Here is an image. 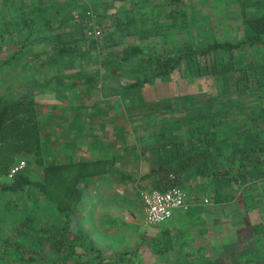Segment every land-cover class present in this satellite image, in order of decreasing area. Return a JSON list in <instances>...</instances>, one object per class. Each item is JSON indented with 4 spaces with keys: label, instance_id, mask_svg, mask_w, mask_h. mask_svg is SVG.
<instances>
[{
    "label": "rangeland",
    "instance_id": "obj_1",
    "mask_svg": "<svg viewBox=\"0 0 264 264\" xmlns=\"http://www.w3.org/2000/svg\"><path fill=\"white\" fill-rule=\"evenodd\" d=\"M72 4L74 10L64 15L61 24L67 31V42L75 44L70 36L77 33L84 36L86 26L96 25L99 29L96 39L109 53L106 64H99L100 56L95 52L73 56L79 66L64 70L63 79L68 82L63 84L61 93L49 89L48 83L43 84L46 77L30 82L34 87L31 94L38 102L39 127L45 141L43 155L47 161L77 159L97 152L114 154L116 165L121 168L119 161L127 150L130 156L138 158V162H132L133 166L140 162L145 166L147 160L151 163L159 155L167 154L170 145L164 143L166 136L171 140H188L199 134L196 127L207 131L213 125L220 142L229 137L224 135L226 138L222 139V132L231 128L259 131V138L264 140V121L255 118L259 105L251 96L254 92L264 96L262 67L256 68V73L248 71V75L256 77L257 91L241 90L242 76L238 71L228 75L223 83L219 75L188 74L184 64L178 65L170 78L154 77L137 93L126 94L120 90L121 86L115 91L117 83L124 86L129 75L124 72L120 79L114 80L113 75L118 76L115 72L120 67L118 62L116 66L110 62L127 43L140 44L144 52H174L182 43L198 46L208 38H241L237 0H75ZM128 15L133 18V26L121 27ZM36 18L32 26L40 27L41 18L38 15ZM5 28V33L0 34V44H5L0 47V94L14 95L25 89L18 73L23 69L25 74H31L35 68L26 66L24 57L40 60L44 56L37 53L30 56L26 52L37 41L30 39L27 28L22 26L20 34L11 25ZM13 36L17 37L15 41ZM20 40L24 41L20 43ZM247 53L250 55V51ZM237 61L244 63L246 59ZM38 85L46 88L39 90ZM85 112L88 115L84 119ZM67 128L83 130L71 131L70 136ZM191 128L193 134L189 132ZM77 134L84 139L80 140ZM218 159L229 167L225 158ZM181 173L182 182L190 181L187 187H192L195 181L189 174L192 169ZM100 176L97 184L92 177L86 182L70 223L72 228L77 225L85 231L102 251L128 249L132 264H264V176L258 182L249 178L241 186L219 188L227 200L207 214L195 216L194 227L177 228L180 233L176 238L173 236L174 240L171 238V247L162 252H156L140 238L141 234L156 235L152 238L159 241L160 225L155 228L141 224V198L136 194L138 188L140 191L153 187L150 179L122 182L117 180V173ZM179 185L187 191L184 183ZM116 189L124 192L119 194ZM187 192L198 195L196 191ZM25 214L33 217L29 226L33 233L17 242L19 250L5 239L11 237L12 228ZM56 224L59 216L41 199L35 200L18 191L0 193V264H48L41 259H21L20 255L34 252L33 235L38 232L34 228ZM193 236L196 241L190 246Z\"/></svg>",
    "mask_w": 264,
    "mask_h": 264
},
{
    "label": "trees",
    "instance_id": "obj_2",
    "mask_svg": "<svg viewBox=\"0 0 264 264\" xmlns=\"http://www.w3.org/2000/svg\"><path fill=\"white\" fill-rule=\"evenodd\" d=\"M73 1L75 0H0V34L5 33L6 25H11L15 33L20 34L23 26L24 29L27 28L30 39L37 40L32 43L33 49L28 46L26 52L30 56L34 53L44 56L38 64H32L33 59L37 58H28L27 55L24 57L26 66L35 67L31 74H25L22 69L21 74L17 75L25 89H20L14 95L0 94V193L18 191L35 200L41 199L59 216V224L34 228L38 231L33 235L34 252L24 257L21 254V259H41L48 264H132L128 249L104 252L85 231L77 225L74 228L71 226V214L78 208L83 188L90 177L117 173L118 181L150 179L153 187L162 189L179 185L180 172L190 168L193 174L210 179L214 190L218 191L225 186H241L249 178L258 182L259 177L264 176V140L259 138V131L231 128L222 132V139L226 138L224 135L229 137L220 142L217 141L219 135L216 134L214 125L207 131L196 127L199 133L196 138L190 136L188 140H171L166 136L164 143L170 145L167 154L159 155L156 161L148 163V171L140 173L136 178L116 170L117 159L114 154L101 155L95 152L93 156L47 161L43 155L45 141L39 127L38 102L31 94L34 87L30 82L46 77L42 83H48L49 89L60 91L63 84L68 82L63 79L64 70L73 65L79 66L78 59L73 56L81 52L94 55L95 52L100 56L99 64H106L109 53L96 39L99 33L93 35L90 32L94 25L90 28L86 26L84 36L79 33L74 37L70 36L75 44L67 42V31L61 28V24L65 20L64 15L74 10ZM237 4L242 36L236 40L208 38L198 46L182 43L177 45L174 52H144L140 44L127 43L119 55L113 56L114 60L109 61L114 66L119 63L120 70L115 72L118 76L113 75L114 80L120 79L118 77L123 76L124 72L129 75L124 86L117 83L115 91L121 86L120 90H124L126 94L137 93L154 77L170 78L178 65L182 64L188 74L197 77L219 75L223 83L230 77L228 75L238 71L242 76L241 90L257 91L256 77L248 75V71L256 73V68L264 69V0H237ZM37 15L41 18L40 27L32 26L35 19H38ZM122 23L121 27L131 28L133 18L128 15L123 18ZM13 37L15 41L17 37ZM77 40L79 42L76 44ZM23 41L20 40V43ZM4 45L0 44V47ZM247 51H250V55ZM239 59H246V62L238 63ZM138 71L142 74L138 75ZM36 88L44 90L46 87L38 85ZM257 94L254 92L251 95L259 105L255 118L264 121V96ZM87 115L85 112L84 119ZM74 130L81 132L83 128ZM74 130L67 128L66 131L71 133ZM189 132L193 134V128ZM79 134L78 138L84 139L85 133L82 137ZM218 157L225 158L227 165L235 169L231 170ZM21 158L23 166L9 174L10 167ZM7 175V179L2 178ZM215 195L218 199L221 198L218 192ZM31 221L32 215L25 214L21 217L12 228L11 237L5 241L14 243V248L20 250L17 242L24 235L33 233L29 227ZM151 246L161 252L169 246L168 239L163 237L157 241L153 238Z\"/></svg>",
    "mask_w": 264,
    "mask_h": 264
},
{
    "label": "crops",
    "instance_id": "obj_3",
    "mask_svg": "<svg viewBox=\"0 0 264 264\" xmlns=\"http://www.w3.org/2000/svg\"><path fill=\"white\" fill-rule=\"evenodd\" d=\"M39 62H40L39 59H33L32 64H38ZM129 129H131V128L129 127ZM74 132H76V131L74 130ZM69 134L71 136V133H69ZM124 154H125L124 159L123 160L121 159V161H119V162H121V168H119L117 166V169H116L117 171H120L122 173H127V174H130V175H135V173H136L138 175V177H139L140 173L143 174L144 172L148 171L149 160H147L148 163H146L145 166L141 165L142 164L141 162L138 165L136 164L135 166H133L132 162H134V164H135V162H138L137 156H130L128 154L127 150L124 152ZM181 174L182 173L180 172V174H179V179H180L179 183H184L185 188L187 189V191H196L198 193V195L194 194V192H191L192 194L195 195V197H194V199H192L190 201V203L188 204V207L186 209L175 208V209H173V211L171 213V216L169 218L165 219L162 222H159L157 224L155 223V224L152 225L155 228H157V225H160V227H159L160 228V235H159V238H157V239L161 240L163 237H166L168 239L169 246H170V243H171L170 242L171 238L173 239L174 235H175V238H176V236L180 233V231L177 232V228L182 229L185 226H187L188 228L189 227H194L193 224L196 221L193 220V219H194L195 216L200 215V214H207L211 209H214L216 207H220V206H217V205H221L222 203L225 202V200H227L225 195L222 196V192L221 191L214 190L213 183H212L213 186L210 188V185H211L210 182H212V181L210 179L206 178L205 176H203V177L202 176H198V175L193 174V172L189 173L192 179L195 177V181L191 184L192 187H187V184L190 181L182 182V181H184L183 180L184 175L183 174L181 175ZM92 178H93V181L95 180V182H93V183L97 184L98 182H100L99 179L101 178V176L100 175H94V176H92ZM136 181H139V180H136ZM131 182H133V179H132ZM198 184H202L201 188L197 187ZM131 188L134 190V193H135L134 185ZM110 190L113 192L114 188H111ZM116 191H118L119 194H122L124 192L123 189H121V190L116 189ZM217 192L221 196L220 199H218L216 197V195H215ZM187 193L190 194V192H187ZM136 194H139V189H137V193ZM214 197H216L217 199L214 198ZM188 199L190 200V197H188ZM140 205H141V203H140ZM77 206H78V204H77ZM215 215L219 216L218 213H216ZM141 216H142V211L140 209V217ZM196 219H198V217ZM149 226H151V225H149ZM171 230H172V232H171ZM154 236H156V235H151V236L146 235V236H144V234H141L140 238H141V241L145 242L148 246L152 247L151 246V243L153 242V238L152 237H154ZM190 240H191L190 246H194L195 241H196L195 237L193 236ZM205 240H208V238H206ZM163 251H165V249ZM156 252H158V251H156Z\"/></svg>",
    "mask_w": 264,
    "mask_h": 264
},
{
    "label": "built area",
    "instance_id": "obj_4",
    "mask_svg": "<svg viewBox=\"0 0 264 264\" xmlns=\"http://www.w3.org/2000/svg\"><path fill=\"white\" fill-rule=\"evenodd\" d=\"M93 35L99 33L95 25L90 29ZM24 161L18 160L9 169V174L22 167ZM141 198V224L149 226L164 221L171 216L173 209H186L195 195L188 194L180 185H170L159 189L150 187L139 191ZM190 197V200L188 199ZM205 201V200H204Z\"/></svg>",
    "mask_w": 264,
    "mask_h": 264
}]
</instances>
